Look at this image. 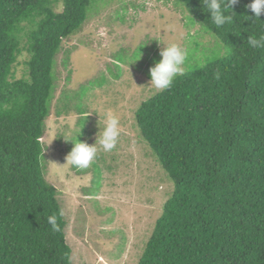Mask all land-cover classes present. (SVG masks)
Here are the masks:
<instances>
[{
    "label": "trees",
    "instance_id": "1",
    "mask_svg": "<svg viewBox=\"0 0 264 264\" xmlns=\"http://www.w3.org/2000/svg\"><path fill=\"white\" fill-rule=\"evenodd\" d=\"M101 2L0 0V264H72L42 139L57 57ZM251 2L240 0L234 24L217 29L200 0H175L211 44L188 35L191 71L135 113L174 185L138 264H264V49L246 41L264 34V14L254 23Z\"/></svg>",
    "mask_w": 264,
    "mask_h": 264
},
{
    "label": "rangeland",
    "instance_id": "2",
    "mask_svg": "<svg viewBox=\"0 0 264 264\" xmlns=\"http://www.w3.org/2000/svg\"><path fill=\"white\" fill-rule=\"evenodd\" d=\"M180 5L175 0H103L57 57L42 141L45 177L58 191L72 264H138L173 194L168 174L140 135L135 113L157 93L149 86V69L161 59L163 46L189 47L188 35L211 44ZM206 47L200 44L201 53ZM24 71L18 66L16 77ZM92 81L96 84L88 87ZM108 111L120 119L116 147L99 151L88 169L70 167L66 157L72 143L77 138L94 144Z\"/></svg>",
    "mask_w": 264,
    "mask_h": 264
},
{
    "label": "clouds",
    "instance_id": "3",
    "mask_svg": "<svg viewBox=\"0 0 264 264\" xmlns=\"http://www.w3.org/2000/svg\"><path fill=\"white\" fill-rule=\"evenodd\" d=\"M200 3L202 10L210 14V20L215 27L224 29L234 24L236 15L232 8L238 5L240 0H200ZM246 8L254 14V23L260 22V17L264 14V0H252ZM187 15L190 16L189 12H187ZM246 17L247 21L252 19V17ZM246 41L247 45L252 49H264V34H261L258 38L248 36ZM221 46L223 47L222 43ZM189 55V49L177 43L163 46L159 52L161 59L149 69V86L157 92L169 90L177 77L183 76L187 71H191ZM220 75V72L217 71L214 78L219 80ZM120 135V119L116 114L108 111L105 114L104 126L99 128L95 143L89 145L87 142H81L76 138L74 143L71 142L73 147L66 157V163L70 167L77 169H88L97 158L99 151L110 152L116 147ZM60 215H63V213L61 212ZM48 223L54 232L59 231L55 214L48 218Z\"/></svg>",
    "mask_w": 264,
    "mask_h": 264
}]
</instances>
